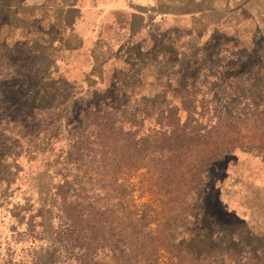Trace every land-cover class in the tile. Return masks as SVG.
<instances>
[{
  "label": "rangeland",
  "instance_id": "374dc122",
  "mask_svg": "<svg viewBox=\"0 0 264 264\" xmlns=\"http://www.w3.org/2000/svg\"><path fill=\"white\" fill-rule=\"evenodd\" d=\"M126 1L138 13L51 29L18 24L0 0V264L86 262L72 249L75 207L90 212L82 225L94 233L105 222L103 264L116 261L109 230L138 231L134 216L157 237V264H202L173 245L219 253L220 264H264V0ZM170 107L196 141L169 147L166 164L150 141ZM97 108L120 110L122 131L89 128ZM70 136L82 144L67 162ZM74 177L87 197L69 190L63 211L56 188Z\"/></svg>",
  "mask_w": 264,
  "mask_h": 264
},
{
  "label": "trees",
  "instance_id": "16d2710c",
  "mask_svg": "<svg viewBox=\"0 0 264 264\" xmlns=\"http://www.w3.org/2000/svg\"><path fill=\"white\" fill-rule=\"evenodd\" d=\"M3 61H6L5 58H1L0 64L2 66ZM5 74L0 75V82H5L7 80V76ZM98 109V108H97ZM182 109L187 113V109L182 107ZM181 109V110H182ZM180 109L176 107H170L165 110L167 113V118L171 119V122H167V126L165 129L161 126L160 123H157L158 125L157 130L155 132V135H157L156 142L150 141V146L151 150L156 149L158 150V153H163L167 152L166 155H160L158 154L159 159H164L166 164L172 163V157L168 156V153L174 154V152L170 151L168 148L173 147V148H183V147H188L191 146V144L196 141L194 137L191 136V134H188L184 127H180L177 124V113ZM120 110H112V114H107L106 112H102V110H90L87 112L85 115V120L91 119V122L89 123V128L93 126L95 129H97L99 132H102L103 128L106 126L111 125H118V128L116 129L118 132L122 131L123 127V122L124 120L122 118H117L116 113H118ZM131 120L127 119L130 122L129 129L133 127V120L132 117L134 115V112H131L130 114H127ZM126 117V116H125ZM162 117V115H161ZM188 114L184 122V126L188 124ZM120 119V120H119ZM84 124V122H83ZM85 125V128L87 127ZM82 127H77L73 132L76 131H81ZM128 129V130H129ZM129 133V131L127 132ZM72 135V134H71ZM154 139L156 137H153ZM140 142H145V139L140 138ZM156 143V144H155ZM82 143L79 141L78 138H74L70 136L69 142H68V148L66 151V160H68L73 156V154L78 152V146L81 145ZM144 146H141L140 149L141 151L144 150ZM211 158H207L201 162L196 163V173H195V184L194 188L198 185L201 184V178L200 174L205 171V168L209 166L211 163ZM74 165V164H73ZM76 166V165H74ZM81 184L77 183L76 177L73 178V183L72 181L69 182H63V185H58L56 188V193L55 196L59 200V203L61 204V208L63 211H65V204L67 199L69 198L65 193H67L69 190L71 191L70 197L73 198L74 200H78L81 197V194L86 190L85 188H80ZM63 188H66L64 191L62 190ZM87 196L85 192L83 193V199H85ZM75 207V206H74ZM75 213L76 216H72V214H68L67 212V221L69 222V230L71 234V241L73 244L72 249H76L77 254L76 255H81V257L85 258L86 262H81V264H103V261H105L106 258L104 255L103 247L105 245V239L104 237L106 236L104 233V225L105 222L102 220H98L96 224L98 227H100V231H96L95 233L90 230V227L88 225L84 226L82 223L84 222L83 218H88L90 216V212L87 213V215H84L83 211L84 209L81 207L80 212L76 210L75 207ZM100 213H102V209L100 210ZM135 223H138L140 228L138 231L134 232L135 226H122L120 232L114 235H110L111 231L114 230H109V239H112V244H108V252L113 255V258L117 261H114L113 259H110L111 263L114 264H151V263H156L157 264V259L155 256L157 255L158 251L155 249L149 248V242L153 239H156L157 237H154L151 235V228L147 226L142 220L137 219L135 216L133 218ZM66 221V220H65ZM144 231H148L146 234ZM130 236L133 239V242L126 246V237ZM116 237L117 240L114 238ZM170 238H172L170 236ZM96 242V243H95ZM101 243L103 246H98V244ZM174 250L176 251V254L179 255L180 253H184L186 255L187 263H199L201 262L202 264H220L219 258L220 255L219 253H211V254H206L204 256H201L200 258H197L195 254L190 253L189 251L173 245ZM148 253V254H147ZM137 254L139 257L134 256ZM141 254V255H139ZM194 257V258H193ZM154 259V260H153ZM194 259V260H193ZM210 259H216V260H210ZM77 261V259H76ZM217 262V263H216ZM78 264V263H77ZM106 264H109L108 261H106ZM237 264V263H235Z\"/></svg>",
  "mask_w": 264,
  "mask_h": 264
},
{
  "label": "crops",
  "instance_id": "0c3cea01",
  "mask_svg": "<svg viewBox=\"0 0 264 264\" xmlns=\"http://www.w3.org/2000/svg\"><path fill=\"white\" fill-rule=\"evenodd\" d=\"M2 10L18 24H47L51 29V24H93V18L100 23L105 17L138 11L126 0H7Z\"/></svg>",
  "mask_w": 264,
  "mask_h": 264
}]
</instances>
